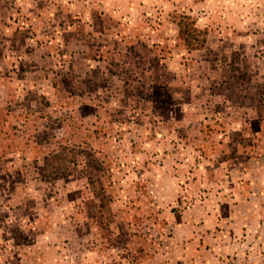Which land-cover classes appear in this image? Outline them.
I'll return each mask as SVG.
<instances>
[{"label":"rangeland","instance_id":"obj_1","mask_svg":"<svg viewBox=\"0 0 264 264\" xmlns=\"http://www.w3.org/2000/svg\"><path fill=\"white\" fill-rule=\"evenodd\" d=\"M0 264H264V0H0Z\"/></svg>","mask_w":264,"mask_h":264},{"label":"trees","instance_id":"obj_2","mask_svg":"<svg viewBox=\"0 0 264 264\" xmlns=\"http://www.w3.org/2000/svg\"><path fill=\"white\" fill-rule=\"evenodd\" d=\"M176 24L179 38L184 42L187 49H200L205 46L207 32L196 26L195 19L192 16L181 14Z\"/></svg>","mask_w":264,"mask_h":264}]
</instances>
